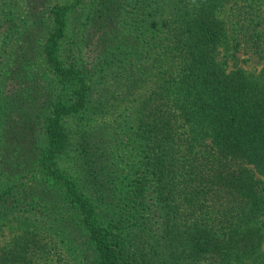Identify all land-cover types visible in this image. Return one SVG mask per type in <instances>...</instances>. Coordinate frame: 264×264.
<instances>
[{
	"label": "trees",
	"instance_id": "trees-1",
	"mask_svg": "<svg viewBox=\"0 0 264 264\" xmlns=\"http://www.w3.org/2000/svg\"><path fill=\"white\" fill-rule=\"evenodd\" d=\"M221 50L264 0H0V264H264V65Z\"/></svg>",
	"mask_w": 264,
	"mask_h": 264
},
{
	"label": "rangeland",
	"instance_id": "rangeland-1",
	"mask_svg": "<svg viewBox=\"0 0 264 264\" xmlns=\"http://www.w3.org/2000/svg\"><path fill=\"white\" fill-rule=\"evenodd\" d=\"M24 12V8L22 9ZM219 60L226 61V67L228 70L234 68H241L246 74L256 75L260 72L264 65V59H261L256 54L245 53L244 51H238L234 57L230 54H225L221 50L218 54ZM11 230L8 226L0 227V244L7 242L11 236Z\"/></svg>",
	"mask_w": 264,
	"mask_h": 264
}]
</instances>
